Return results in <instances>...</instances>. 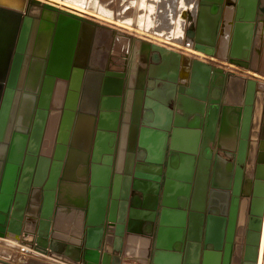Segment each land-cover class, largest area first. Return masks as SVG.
Masks as SVG:
<instances>
[{
  "label": "water",
  "instance_id": "water-1",
  "mask_svg": "<svg viewBox=\"0 0 264 264\" xmlns=\"http://www.w3.org/2000/svg\"><path fill=\"white\" fill-rule=\"evenodd\" d=\"M225 1L199 0L191 33L193 48L217 55L218 36L225 28L221 24ZM232 3L226 1V4ZM258 6L259 0H238L232 44L226 57L230 63L248 69H252ZM24 22L22 10L0 4V121L3 102L8 95L11 65L19 50L29 45L30 38L25 44L21 39ZM54 24L43 19L31 39L27 80L15 111L14 131H9L6 137L0 136V236L15 239L27 247L29 254L34 250L65 264H122L133 181L141 179L157 183L161 191L152 224L155 238L151 264H201V245L194 241L196 233L200 236V232H196L192 224V212L207 189L209 161L203 152L209 141L215 140L219 127L223 132L218 125L219 115L228 116L237 105L239 109L245 105L243 135L250 129L258 131L262 123L264 127V88H259L254 78L234 71L225 72L205 59L193 57L186 83L172 76L168 80L155 73L147 75V82L141 88L138 114L134 117L141 54V48L134 45L126 92L121 107L119 104L120 108L114 111L115 128L119 126L120 130L117 152L116 155L113 154L115 150L103 153L95 162L91 148L103 112L101 97L107 66L82 64L79 111L70 126L69 145L56 140L52 151L42 152L41 156L47 157L43 177L37 180L42 168L39 156L33 176L23 189L22 173L29 155L31 128L56 29ZM153 46L161 49L153 54L157 62L163 57L161 53L170 51L156 44ZM69 85L68 78L56 77L50 108L64 105ZM58 92L59 105L55 104ZM221 102L224 104L222 110ZM84 119L85 126L81 129ZM88 126L90 135L84 138ZM141 129L164 135L156 159L139 157L140 149H145L139 141ZM84 142L82 150L78 149V143ZM195 182L197 186L194 187ZM236 208L223 257L217 250L208 257L206 251L202 264H232V260L233 264H241V261L258 264L264 219V177L256 182L249 222L254 238L248 240L245 250L243 237L235 247L232 243ZM20 262L52 264L30 256Z\"/></svg>",
  "mask_w": 264,
  "mask_h": 264
},
{
  "label": "bare ground",
  "instance_id": "bare-ground-1",
  "mask_svg": "<svg viewBox=\"0 0 264 264\" xmlns=\"http://www.w3.org/2000/svg\"><path fill=\"white\" fill-rule=\"evenodd\" d=\"M129 1L130 0H78L75 2L69 0H26V5H24V0L22 2L21 0H0V4L2 5L7 6L8 4L4 3L6 2L15 6L13 8L23 11L25 22L21 31L22 43H24L27 38H30L29 45L27 46L26 44L24 49L19 50L11 65L10 73L7 79L8 95L5 97L6 101L3 102L4 106L3 109H1L0 136L5 135L6 137L9 131H14V129L12 130V127L15 119V111L18 109V101L22 98L25 90L24 86L27 80L28 65L32 50V37L36 35L37 28L40 26L43 19L54 22V25L56 26L53 41L48 54L47 67L38 94V103L31 128V138L29 140L30 142L28 151L29 155L25 161V168L22 173L21 187L23 189L27 188L29 179L33 176L32 171L34 164L39 158L40 160L38 162L42 165V168L39 169L37 174V176H39L37 177V180H40L43 177V165H46L47 157L41 156L42 152L44 153L45 151H52L56 140L62 144L65 143L66 146L69 145L72 132V130H70V126L72 125V121L75 118L76 112L78 113L79 111L77 106L81 94V79L83 71L81 65L86 63H99L100 66H104L107 57L106 54H108V46L110 45V37L113 32L116 33V30H118V33L119 31H125L134 34V36H140L145 41H141L140 45H135L137 49L141 48V54L138 59L139 70L136 83L137 90L135 96V105L133 107L134 117H136L138 114L137 107L139 106L141 88L147 82V75L149 74L148 65L152 57V50L157 49V46H153V44L165 46L163 43H166L170 46H174V49L168 48L169 46H165L164 48H167L170 51H164L165 53H161L163 56L161 57V61L155 62V64L151 66L150 70V74L155 73L159 75V77L163 78L166 76L168 80L172 76L176 78L178 82L186 83L188 81L190 60L192 57H198L205 60L208 58L207 61L211 63V60H213V62L218 61L222 65L230 67L235 71L247 69L248 73L250 71L255 77H259L264 80V77L260 74V72L258 73L256 71H251L248 68L240 67L236 64L230 63L223 57L224 50L221 48L222 45L219 44L220 34L216 44L217 55L215 56L208 55L198 49L193 48L192 37L190 41L189 39H186L185 36H177V34H181L182 32L180 25L182 22L181 19L175 18L178 17L177 15H179V17H186V20L191 21L188 22V28L186 27L187 31H191L193 28L192 12L190 7L192 6L191 2H193L194 5L198 4L195 3V0H180V2H182L184 5H179V11L177 9L179 3L177 2L178 4L176 6V3L173 2L174 0H169V7L167 6L166 2L161 0H144L143 2L142 0H131L134 2L133 7H130L131 9L126 7L127 2ZM155 3H157L156 7ZM174 4L175 9L173 7ZM163 5H165V7H163ZM160 8H167L166 10L168 13H172V15L176 14L174 21H172L173 18H170L168 22L162 23L161 18L166 14L164 13L159 15L161 11L158 12V9ZM154 10L156 12H153ZM26 11H32V13L36 14V16L26 13ZM261 11L264 15V7L262 6ZM84 17H87V19L92 17L93 21L87 20L86 18L83 19ZM97 20L104 23V25L108 24V26H114V28H97L92 25V23ZM44 22L45 21L42 23L46 24V22ZM144 36H147L148 39H146L147 37L145 38ZM79 38H81V42L79 41ZM137 38L138 37L136 36H128L130 43L131 40L134 41L137 40ZM101 46L102 49H100ZM77 50L78 56L76 57L75 54H77ZM180 50L182 52H180ZM99 54L100 56H98ZM131 56L129 66L131 65ZM214 65L216 66V63ZM217 67H220L218 66V63ZM119 68L120 67L117 66L116 59L112 58L108 63L106 70L107 78L105 76V81L107 80V87H104V89H109V94L105 96V100L103 102V107L105 108H102L103 112L100 116L99 122L100 127L98 129L97 126V129L93 135V138L94 136L95 138L91 150H93L95 162L101 157L103 153H108L112 152V150H115V142L117 141V138L119 144L120 133L118 136L117 131L119 129L116 130L115 128L117 116L114 111H108L111 107H115L116 104H114V101L118 102L117 100L120 98L116 95L118 89L120 90L122 88L124 81L123 77H126V80L128 78V71L126 75L123 76L122 71ZM57 76L68 78L70 85L66 93L67 95L64 100V105L62 107L56 105V107L53 109L50 108V103L53 97L55 79ZM107 89H105V91ZM58 91H60V89ZM59 94L60 93L58 92L57 97L55 98V104L58 105L61 102ZM85 122L86 119L80 123L81 129L85 126ZM117 128H119V126ZM89 135L90 128L88 126L84 132V138H88ZM163 136V134L161 135L157 131H146L141 129L139 141L143 143L145 149L139 153V157L156 159L158 157V147L160 149L163 145ZM76 142L78 141L76 140ZM85 144L86 142L78 143V149L82 150L81 146H84ZM137 185H139V187H141V189L145 190L146 192H152L156 189L157 183L144 181L138 182ZM134 203L136 206H139L141 201L138 198H135ZM144 216L151 218L152 213H146ZM147 221L143 224L144 233H141V235H137L135 237L133 236L131 239V243H137L141 251L146 246H148L150 242L151 223L150 221L147 223ZM132 226L134 229L140 228L138 221H134ZM261 234L262 231L260 233L258 261L260 256ZM129 250L131 251V248H129ZM0 261L3 260L0 259Z\"/></svg>",
  "mask_w": 264,
  "mask_h": 264
},
{
  "label": "flooded vegetation",
  "instance_id": "flooded-vegetation-1",
  "mask_svg": "<svg viewBox=\"0 0 264 264\" xmlns=\"http://www.w3.org/2000/svg\"><path fill=\"white\" fill-rule=\"evenodd\" d=\"M226 1L223 3L222 10V13L224 11L222 25L225 27L222 34V43L224 49L229 51L232 44L233 35H231V32L238 0H229L233 2L232 4H226ZM261 6L264 7V0H259L256 16L257 32L253 41L252 57L255 51L257 33L259 30L264 31V26L261 25L262 23L259 20V16L263 15ZM228 56L229 54L226 53V57ZM257 67L259 68V66ZM220 106L222 110L223 102ZM244 106L243 104L241 109L238 105L235 106L236 108L231 110L228 116L224 117L222 113V115H219L218 125H221L223 132L219 131V127L215 140H210L208 148L203 152V155L209 161L207 189L200 201L198 199L199 202H196L197 205L192 212V224L194 228L196 227V232H200V236L196 233L194 241L201 245V264L206 251L208 257L215 250L221 253V258L223 257L228 242V230L232 219H234L235 206H237V215L232 241L234 247L238 244L239 239L243 237L245 250L248 240L254 238L253 231L249 229V222L252 203L255 198L256 182L264 177V127L262 123L258 131L250 129L247 135H243ZM195 186H197V183L194 184ZM242 228H245L246 231L242 232ZM263 240L264 222L261 245ZM261 245L258 264L261 261ZM241 264H243L242 261Z\"/></svg>",
  "mask_w": 264,
  "mask_h": 264
},
{
  "label": "rangeland",
  "instance_id": "rangeland-1",
  "mask_svg": "<svg viewBox=\"0 0 264 264\" xmlns=\"http://www.w3.org/2000/svg\"><path fill=\"white\" fill-rule=\"evenodd\" d=\"M23 0H21V2H22ZM25 2H24V5H26V0H24ZM69 1H75V2H77L78 0H69ZM82 1V0H81ZM133 1H135V0H133ZM133 1H129V2H127V6L126 7H128V8H132L133 7V5H134V2ZM144 0H142V2H143ZM160 1V0H159ZM161 1H164V2H166V4H167V6L169 7L170 6V3H168L169 2V0H161ZM180 0H174L173 2H175L176 3V6H177V2H179ZM195 1H197V0H195ZM5 4H8L7 6H9V7H15V6H13L12 4H9V3H6V2H4ZM3 3V4H4ZM197 3L199 4V0L197 1ZM129 4H132V5H129ZM198 4H196V5H194V4H192V6L190 7V9H191V12H192V23H193V28H194V24H195V18H196V16H197V14L196 13H198ZM182 5H184V4H182ZM23 6V5H22ZM157 6V3H155V7ZM175 6V4L173 5V7ZM189 6V5H188ZM195 6V7H194ZM25 7V6H24ZM163 7H165V5H163ZM130 8V9H131ZM157 9V8H156ZM167 8H160V9H158V12H160L159 13V15L160 14H166V15H164L162 18H161V20H162V23L163 22H168L169 20H170V18H173L172 19V21H174V19L175 18H179V19H181V29H182V32H181V34L179 33V34H177V36L178 37H180V35L182 36V37H184L185 36V38L186 39H189L190 41H191V33H192V31H193V28L191 29V31L190 30H188L187 31V28H188V22H191L190 20H186L187 18L186 17H179V15H177L178 17H175V15H172V13H168L167 12V10H166ZM174 9H175V7H174ZM178 11L180 10V7H179V5H178ZM223 10V9H222ZM153 12H156L155 10L153 11ZM26 13H29V14H31V15H35L36 16V14H34V13H32V11H26ZM177 13V12H176ZM38 16V15H37ZM263 16L264 15H260L259 16V20H260V22L262 23L261 25H263L264 26V19H263ZM39 17V16H38ZM169 17V18H168ZM175 17V18H174ZM87 19V17H84L83 19ZM222 18H223V13H222ZM82 19V18H81ZM167 19V20H166ZM87 20H91V21H93V18L91 17V18H88ZM186 21V22H185ZM185 22V23H184ZM87 23V22H86ZM96 23V24H95ZM222 23H223V21H222ZM102 24V25H101ZM92 25L93 26H95V27H97V28H103V29H105V28H107V29H113L114 28V26H111V25H109L108 26V24L105 26L104 25V23H102V22H100V21H94L93 23H92ZM185 25V26H184ZM112 27V28H111ZM187 27V28H186ZM115 30H116V28H115ZM114 30V31H115ZM184 30V31H183ZM116 33H114L113 32V34L111 35V37H110V45L108 46L109 47V49H108V54H106L107 55V57H106V62H105V65L108 67V63L110 62V60L112 59V58H114V59H116V63H117V66H119L120 68V70L122 71V75L123 76H125L126 75V73H127V71L129 70V61H130V56H131V50H132V47H133V45H140V43H141V41H143V42H145L143 39H142V37H140V36H137V35H135L136 37H138L137 38V40H134V41H132L131 40V43H130V40L128 39V36L130 37H135L134 36V34H132V33H128V32H125V31H119V33H118V30H116L115 31ZM133 35V36H132ZM81 37V36H80ZM140 37V38H139ZM145 38L147 37V36H144ZM112 38V39H111ZM223 38V37H222ZM146 39H148V37L146 38ZM79 41L81 42V38H79ZM79 45H80V43H79ZM79 45H78V47H79ZM163 45H165L166 47L167 46H169L168 48H173L174 49V46H170L169 44H166V43H163ZM222 45V44H221ZM160 46V45H159ZM165 46H162V47H165ZM221 48H224L223 47V45H222V47ZM157 49L159 50V47H157ZM157 49H153L152 50V57H151V60H150V62H149V74H150V70H151V66H153L154 64H155V62H157V61H154V59H153V54H154V52H157L158 53V50ZM177 50V49H176ZM160 51V50H159ZM180 52H182L181 50H180ZM260 52V53H259ZM75 56L77 57L78 56V50H77V54H75ZM75 57V58H76ZM193 58V57H192ZM224 58L226 59V54H225V56H224ZM76 60V59H75ZM207 60H208V58H207ZM161 61V60H160ZM212 61V63L213 64H215L216 63V65H217V63H218V65H220L221 63H219L218 61H216V62H213V60H211ZM76 62V61H75ZM257 66H259V68L257 67ZM106 67V68H107ZM231 70H233V71H235L234 69H231ZM249 70H251V71H256V72H260V74L264 77V31H258V33H257V36H256V41H255V51H254V53H253V57H252V69H249ZM236 71H238V70H236ZM235 71V72H236ZM243 72H246V74L248 75L249 73L251 74L252 72H250L249 71V73H248V70L247 69H244L243 70ZM238 73H240V72H238ZM248 75L250 78L252 77V78H254V79H256L257 81H258V83H259V87H263L264 88V80H262V78H259V77H255L253 74H251V75ZM123 84H122V88H121V90H119L118 92H119V94H120V96H122V94L125 92V88H126V77L124 78L123 77ZM263 82V83H262ZM140 85V84H139ZM138 85V86H139ZM120 102V101H119ZM264 142V141H263ZM140 149V148H139ZM143 150V148H141L140 149V152ZM135 182H138V180H136ZM152 219L151 220H149L150 221V223H151V232H150V236L151 237H153L152 236V224H153V219L155 218V216H154V214H152V217H151ZM134 221H138V224H139V226H140V228L139 229H137V232L139 233V234H141V233H144V231H143V224L144 223H146V221L147 220H145V221H140V220H137V219H133L132 221H130V230L128 231V235H130V234H132V233H134V231H135V229H134V227L132 226V223L134 222ZM149 221H147V223L149 222ZM23 248H25V249H27V247L26 246H24L23 244H22V249ZM20 251H21V246H19V242L18 241H16L15 239H13V238H10V237H1L0 236V259L1 260H3V261H0V264H21V263H19V261H18V259H19V257H20ZM26 251H23V253H25ZM36 253V254H38L36 251H32L31 253ZM30 253V254H31ZM125 254L127 255V254H129L130 255V252H127V250H125ZM29 255V253H27L25 256H28ZM40 255V254H39ZM129 255H127L126 256V259H125V264H133V260H130V257H129ZM40 256H42V255H40ZM42 257H44V256H42ZM259 264H264V240H263V242H262V245H261V261L259 262Z\"/></svg>",
  "mask_w": 264,
  "mask_h": 264
},
{
  "label": "crops",
  "instance_id": "crops-1",
  "mask_svg": "<svg viewBox=\"0 0 264 264\" xmlns=\"http://www.w3.org/2000/svg\"><path fill=\"white\" fill-rule=\"evenodd\" d=\"M179 3V4H178ZM177 4L178 5H182V2H178ZM193 4V2H191ZM195 3H197V1H195ZM222 21H223V18H222ZM222 34H220L219 36V44H222ZM224 53H223V57L225 56L226 53H228V51H226V49H224ZM220 67H222L225 72L226 71H230L231 68L230 67H227L225 65H218ZM236 72H240L241 74L247 76L248 78H250L247 74H245L242 71H236ZM107 80L105 81V84H104V87H107ZM103 87V91H102V97H101V108H105L103 107V102L105 100V96L107 94H109V89H107L105 91ZM121 90V89H120ZM119 91V89H118ZM117 91V97L119 96L120 98L117 100L118 102H115L114 101V104L115 107H111L108 111H116L117 109H119L121 107V104H122V99H123V94H122V98L121 96L119 95V92ZM108 92V93H107ZM103 98V99H102ZM120 101V102H119ZM118 103V104H117ZM119 104H120V107H119ZM119 107V108H118ZM113 109V110H111ZM119 128H117L116 130H118ZM115 130V131H116ZM119 133H120V130L117 131V134L119 136ZM119 146L118 144V138H117V141L115 142V152L114 154L116 155V152H117V147ZM130 148V147H129ZM136 180H138V182H144L146 180H141V179H134V183H133V187H132V190H131V196H130V204H129V211H128V222H127V232H126V235H125V238H124V246H123V251L121 253V257H122V264L125 263V259H126V256L129 255V254H125V250H127V252H130V260H133V264H151V256H152V250H153V245H154V236L153 237H150V242L148 244V246H146L142 251L141 249L139 248L138 244H134V243H131V239L132 237L134 236H137V235H141L137 232V229H135L134 233L128 235V231L130 230V221H132L133 219H137V220H140V221H145V220H151L152 218H147L144 216V214L146 213H152L154 214L156 212V210L159 208V200H160V196H161V191L159 190L158 188V184L156 186V189L153 190L152 192H146L145 190L141 189V187H139V185H137L138 182H135ZM147 182V181H146ZM135 198H138L140 201H141V204L139 206H136L135 203H134V200ZM19 246H21V251H20V257L19 258H28L29 256L30 257H33V258H36V259H39V260H44L45 262H49V263H52V264H65V263H62V262H59V261H56L54 259H50L49 257H42L40 256L39 254H36V253H31L29 254L28 256H25L26 254L23 253L24 250L26 249H22V244L19 243ZM129 248H131V251L129 250ZM19 263H21L19 261ZM22 264V263H21Z\"/></svg>",
  "mask_w": 264,
  "mask_h": 264
},
{
  "label": "built area",
  "instance_id": "built-area-1",
  "mask_svg": "<svg viewBox=\"0 0 264 264\" xmlns=\"http://www.w3.org/2000/svg\"><path fill=\"white\" fill-rule=\"evenodd\" d=\"M23 249H25V248H23ZM26 250H27V249H26ZM26 250H24V251H26ZM26 253H27V252H25L24 254H26ZM21 259H22V258H19L18 261H21Z\"/></svg>",
  "mask_w": 264,
  "mask_h": 264
}]
</instances>
